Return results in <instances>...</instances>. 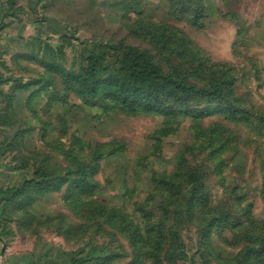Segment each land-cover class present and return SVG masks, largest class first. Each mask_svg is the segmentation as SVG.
Returning <instances> with one entry per match:
<instances>
[{
    "label": "rangeland",
    "instance_id": "obj_1",
    "mask_svg": "<svg viewBox=\"0 0 264 264\" xmlns=\"http://www.w3.org/2000/svg\"><path fill=\"white\" fill-rule=\"evenodd\" d=\"M10 2L0 0V187L33 182L0 218V264H264V0ZM92 44L133 48L198 85L221 67L234 84L211 103L188 100L216 110L193 118L173 93L168 113L130 112L63 78ZM191 173L198 205L186 201Z\"/></svg>",
    "mask_w": 264,
    "mask_h": 264
},
{
    "label": "trees",
    "instance_id": "obj_2",
    "mask_svg": "<svg viewBox=\"0 0 264 264\" xmlns=\"http://www.w3.org/2000/svg\"><path fill=\"white\" fill-rule=\"evenodd\" d=\"M8 4L10 10H12L14 4L10 2V0H8ZM178 40L180 46L182 48H187L191 53L190 55L196 56L199 63H201L202 59L199 53L195 51V48L191 46L190 39L180 35ZM92 45V48L83 49L82 61L77 70H62L64 74L63 78L65 81L67 80L68 85L71 84L73 88L77 90V94L80 95V97L94 99L100 94H105L110 101L115 102L123 107V109L130 112L142 110L148 113H168L172 108L171 106H165L163 97H168L170 93H173L174 95L178 94V96H175L177 107H184L179 109L183 111V114L192 116L193 118L199 113L205 114L211 110H216L206 107L198 109H194L191 106L188 107L186 106L188 100H192L194 97H201L206 98L207 103H211L220 98L222 87L228 85V87L232 88L234 84L229 70L222 69L221 67L218 69L220 73H218L216 78L210 81L207 86L204 84L198 85L194 82H189L187 80V75L183 72L182 74L177 72L175 76L161 73L160 70L146 59L144 54L139 53L133 48H123L118 45L110 48L113 51L108 54V51H98L95 49V44ZM109 59L117 63V66H111L108 63ZM46 67L51 68L53 65L46 64ZM229 76L231 78H229ZM220 77L226 79L225 82H222ZM6 83V80L0 79V84ZM12 90L14 92L17 91H15V87H13ZM229 93H231V90ZM14 95L10 97V102H12L8 105L9 108L15 100L13 97ZM31 99L32 98L28 96L25 105H29ZM33 174H35V172H33ZM32 182L33 181L28 178H23L14 188H11L12 185L5 188L0 187V218L6 217L9 210L7 207L8 204L12 202V200H16V198L21 195L20 191H22V188L32 184ZM74 184V182L70 183L71 187H74ZM186 184L189 187L188 191H190V196L186 201L190 203L192 201L195 205H198L199 202L195 196L201 193V186L196 179V175L193 173L189 174ZM70 185L68 187H70ZM10 189H12L11 196L7 195ZM175 189H177V187L173 190ZM250 208L251 206H249V209ZM247 213L249 215V211H247ZM248 245L250 244H247V246ZM254 253L255 249L246 252L245 261H249V258L254 256ZM76 263L77 262L74 260L73 264Z\"/></svg>",
    "mask_w": 264,
    "mask_h": 264
},
{
    "label": "water",
    "instance_id": "obj_3",
    "mask_svg": "<svg viewBox=\"0 0 264 264\" xmlns=\"http://www.w3.org/2000/svg\"><path fill=\"white\" fill-rule=\"evenodd\" d=\"M0 242H1V240H0ZM3 252H4V246L1 248L0 255H2Z\"/></svg>",
    "mask_w": 264,
    "mask_h": 264
}]
</instances>
